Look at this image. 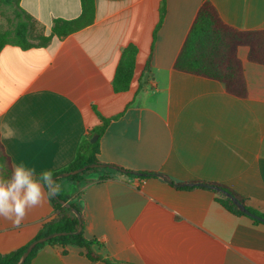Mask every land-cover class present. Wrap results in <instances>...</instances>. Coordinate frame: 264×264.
Masks as SVG:
<instances>
[{
	"label": "crops",
	"instance_id": "0c3cea01",
	"mask_svg": "<svg viewBox=\"0 0 264 264\" xmlns=\"http://www.w3.org/2000/svg\"><path fill=\"white\" fill-rule=\"evenodd\" d=\"M94 1L90 26L45 48L1 51L0 143L12 166L23 163L38 176L63 173L82 143L98 136L100 164L183 186L109 172L57 179L58 194L80 206L83 236L97 242L91 249L101 259L79 247L45 245L31 264H264V224L188 186L222 184L264 214V66L248 60V47L238 48L244 99L218 81L174 69L205 1L228 26L263 31L264 0H167L156 39L163 0ZM20 5L46 36L55 20L82 14L80 0ZM129 45L139 50L136 68L130 89L117 94L113 81ZM56 218L48 198L19 227L0 219V254L27 245Z\"/></svg>",
	"mask_w": 264,
	"mask_h": 264
},
{
	"label": "trees",
	"instance_id": "16d2710c",
	"mask_svg": "<svg viewBox=\"0 0 264 264\" xmlns=\"http://www.w3.org/2000/svg\"><path fill=\"white\" fill-rule=\"evenodd\" d=\"M80 1L82 5L81 16L75 20H55L51 29V34L46 36L43 30L37 27V22L21 8V0H0V4L4 3L13 9L16 19V25L12 30H0V53L6 46L19 47L24 51L45 48L54 37L59 39L65 38L90 26L95 18V1ZM166 1L167 0H163V5L160 8V20L156 26L154 39H156L157 32L163 23ZM242 46L249 48L248 60L250 62L264 66V30L239 31L230 27L222 21L213 4L210 1H205L197 14L183 48L175 62L174 69L179 72L218 81L224 84L228 94L238 98H247L249 95L248 85L245 79L242 62L237 54L238 48ZM138 53L139 50L135 45H129L124 49L113 81L115 93H124L130 89ZM150 69L149 59L144 69L143 76L146 75ZM102 121L105 126L109 122V120L104 118H102ZM103 131L104 127L99 128L97 133L101 135ZM91 139L92 138H89L82 143L78 149L74 162L64 172L77 170L91 164H100L96 158L98 141L91 143ZM0 164L7 165L5 176L6 178L9 177L11 175L12 164L1 143ZM125 171L126 173H121L108 168H95L88 169L79 175L72 176V178L78 179L96 172H109L138 180L157 179L154 177L155 174L152 173L147 174L148 177H140L134 175L131 171ZM61 173L62 172L58 174L53 173V176L56 177ZM164 178L170 181L169 178ZM170 184L173 187L176 186L174 182ZM209 185L230 193L249 211L264 218L263 213L248 207L246 200L229 187L218 183H210ZM194 188L184 187L183 189L191 190ZM204 189L215 194L217 196V202L233 215L244 216L251 219L256 224H263L244 215L233 202L222 193L208 188ZM57 195L58 199H55L53 196L50 197L56 210L57 218L46 223L31 242L54 233H67V235L53 238L44 244L36 246L24 264H31V261L35 258L38 251L45 245H57L63 248L79 247L85 249L88 256L93 261L100 260L101 258L95 255L91 249L97 242L85 239L83 232L80 235L74 234L79 228V220L72 210L62 206L59 202L60 200L68 202V199L59 194ZM70 204L81 214V208L78 204ZM81 219L83 222L82 214ZM30 243L10 254H0V264H17Z\"/></svg>",
	"mask_w": 264,
	"mask_h": 264
},
{
	"label": "clouds",
	"instance_id": "9594fccd",
	"mask_svg": "<svg viewBox=\"0 0 264 264\" xmlns=\"http://www.w3.org/2000/svg\"><path fill=\"white\" fill-rule=\"evenodd\" d=\"M6 164H0V219L19 227L29 212L42 206L51 196L58 194L60 185L52 171L36 175L35 168L20 163L12 166L6 178Z\"/></svg>",
	"mask_w": 264,
	"mask_h": 264
},
{
	"label": "water",
	"instance_id": "95a60500",
	"mask_svg": "<svg viewBox=\"0 0 264 264\" xmlns=\"http://www.w3.org/2000/svg\"><path fill=\"white\" fill-rule=\"evenodd\" d=\"M98 139V136H95L93 139H92V143H95L96 140ZM95 168H108V169H111V170H114V171H118V172H121V173H126L125 170L123 169H120L116 166H113V165H107V164H91V165H87L83 168H80V169H77V170H73V171H70V172H64V173H61L59 174L58 176L54 177L55 181L57 179H64V178H69L71 176H76V175H79L80 173L82 172H85L86 170L88 169H95ZM134 175L136 176H143V177H148L147 174H143V173H138V172H133ZM154 177L156 178H159V179H162L168 183H171V181H168L164 178V176L160 175V174H155ZM177 187H182L183 185H176ZM189 187H202V188H208V189H212V190H216L217 192H220L222 193L224 196H226L228 199H230L233 204L246 216L254 219V220H257L261 223L264 224V218L263 217H260L254 213H252L251 211H249L244 205H242L235 197H233L230 193H227L225 191H223L222 189H219V188H216L212 185H209V184H204V183H193V184H188ZM53 197L55 199H58V195L55 194L53 195ZM60 204L70 210H72V212L76 215V217L78 218L79 220V228L78 230L74 233L75 235H80L83 231V222H82V219H81V214L78 212L77 209L73 208L72 205L69 203V202H66L64 200H60L59 201ZM64 235H67V233H54V234H51L47 237H44V238H41V239H38V240H35L33 242H31L29 244V246L27 247L26 251L24 252V254L22 255V257L20 258V260L17 262V264H24L26 259L29 257V255L31 254V252L35 249L36 246L40 245V244H44L46 242H48L49 240L53 239V238H56V237H59V236H64Z\"/></svg>",
	"mask_w": 264,
	"mask_h": 264
},
{
	"label": "rangeland",
	"instance_id": "374dc122",
	"mask_svg": "<svg viewBox=\"0 0 264 264\" xmlns=\"http://www.w3.org/2000/svg\"><path fill=\"white\" fill-rule=\"evenodd\" d=\"M16 25L15 14L13 9L8 5L1 3L0 4V30L7 31L12 30ZM38 28H40L37 25Z\"/></svg>",
	"mask_w": 264,
	"mask_h": 264
}]
</instances>
